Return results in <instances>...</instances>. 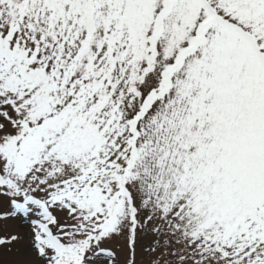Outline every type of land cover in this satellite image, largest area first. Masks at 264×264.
<instances>
[{
  "label": "snow or ice",
  "instance_id": "6c2138e0",
  "mask_svg": "<svg viewBox=\"0 0 264 264\" xmlns=\"http://www.w3.org/2000/svg\"><path fill=\"white\" fill-rule=\"evenodd\" d=\"M9 220L21 264H264V0H0Z\"/></svg>",
  "mask_w": 264,
  "mask_h": 264
},
{
  "label": "rangeland",
  "instance_id": "374dc122",
  "mask_svg": "<svg viewBox=\"0 0 264 264\" xmlns=\"http://www.w3.org/2000/svg\"><path fill=\"white\" fill-rule=\"evenodd\" d=\"M29 232L28 225L21 221L9 220L0 222V237L12 234L21 237L14 244L11 251L5 246H0V264H21L22 257L19 253L29 245Z\"/></svg>",
  "mask_w": 264,
  "mask_h": 264
}]
</instances>
